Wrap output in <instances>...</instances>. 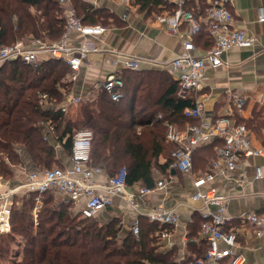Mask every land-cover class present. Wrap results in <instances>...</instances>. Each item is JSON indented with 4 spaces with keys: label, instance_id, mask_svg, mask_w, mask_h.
I'll return each instance as SVG.
<instances>
[{
    "label": "trees",
    "instance_id": "trees-1",
    "mask_svg": "<svg viewBox=\"0 0 264 264\" xmlns=\"http://www.w3.org/2000/svg\"><path fill=\"white\" fill-rule=\"evenodd\" d=\"M75 5L84 22L108 24L111 15L106 9L95 8L81 0ZM187 6L191 7L188 3ZM206 8L196 12L202 13ZM64 27V7L59 0H0V44L30 36L56 40L63 34ZM205 29L203 27L202 31ZM70 70L65 61L57 58L39 67L20 59L3 64L0 71V175L13 178L14 170L24 165L21 151L35 169L62 166L56 147L44 129L43 124L51 122L55 128L53 139L68 154L72 152L75 131L90 128L94 132L93 164L102 166L110 177L122 167L126 168L128 186L142 182L146 187H154L156 168L169 174L173 160L168 157L160 163L161 154L169 155L177 145L167 140L169 125H182L185 119H191L184 115V109L192 106L193 97L180 96L179 83L174 82L166 89L160 106L136 108V94L130 88L131 75L125 73L122 74L123 98L114 101L101 89L95 99L81 103L82 116L73 120L58 108L64 97L62 88L70 87V82L64 81ZM41 93L49 94L56 107L41 105ZM222 143V139L217 138L195 148L193 156L197 164L206 165L214 155V147ZM35 196L36 193H31L15 197L11 231L0 233V259L10 258V264H145L147 261L184 264L205 256L208 248V242L203 239L204 250L179 263L175 260V249L161 250L156 235L170 226L142 217L139 234L132 229L122 234L117 218L102 222L97 216L75 213L73 203L56 198L53 191L42 194L43 205L35 217ZM202 221V214L196 217L192 233L197 230L199 233ZM17 236L22 238L19 258H13L10 247L11 243L18 242Z\"/></svg>",
    "mask_w": 264,
    "mask_h": 264
},
{
    "label": "crops",
    "instance_id": "crops-1",
    "mask_svg": "<svg viewBox=\"0 0 264 264\" xmlns=\"http://www.w3.org/2000/svg\"><path fill=\"white\" fill-rule=\"evenodd\" d=\"M76 1L71 0L68 4H61L64 7V13L70 5H73L79 13L75 5ZM81 1L95 8L106 9L111 16L108 24L100 23L106 28L101 34L84 37L80 33H73L79 42L89 38L98 42L103 50L89 53L87 60L77 73V78L70 82L69 89L62 88L64 97L60 104L67 102L71 97H80L81 103L88 99H95L99 93L97 84L109 74L128 73L131 75V91L133 88L136 94V108L160 106V100L166 89L172 83H178V74L172 71L170 61L183 52V41L188 37V28L182 25L181 35H172L168 31L167 23L161 21L159 16L173 13L179 2L177 0ZM213 1L188 0L187 3L200 11L202 7L210 6ZM224 1L234 13L232 26L245 29L252 38V44L232 47L223 54L221 66L208 67L201 87L194 96L202 98L205 103L204 120L211 121L219 115H231L236 121L247 124L254 145L264 144V22L258 20V9L264 6V0ZM199 14L203 16L205 11ZM194 42L196 44L194 53L202 56L210 49L213 41L205 29L194 36ZM111 49L116 50L120 55L111 53L109 51ZM131 58L136 60L137 66L126 64V60ZM233 93L244 97L241 109ZM81 103L71 104L69 111L64 113L65 117L73 120L80 119L81 112L77 113L75 108ZM196 122H198L197 119H185L182 125H172L178 131L186 133L188 125ZM43 125L49 140L56 147L61 165H70L71 154H68L62 145L53 139L54 135L48 132L51 122H45ZM169 141L175 142L176 147L179 145L178 141ZM210 142L212 140L197 147ZM171 153L172 150L169 155L161 154L159 162L164 163L168 157L171 158ZM21 154L24 165L14 170L12 179L5 180L0 175V188L17 185L23 180L26 171L35 170V166L28 157L22 151ZM216 156L217 146L214 147V155L206 165L202 162L197 164L193 156L194 171L191 173L171 167V169L168 168L169 174H165L156 168L157 182L163 180L164 187L142 193L140 190L145 187L142 182L129 185L127 192L136 195L138 206H133L125 195H115L113 205L99 212L100 219L107 222L117 218L124 234L132 229L136 219L140 220L142 217L149 219L147 216L149 210L158 206L174 208L179 220L175 225L170 226L169 235L163 236L161 231L156 232L161 250L167 251L174 248L175 260L179 263L188 256L199 254L204 250L201 242L204 240L200 231L192 232L195 229L196 217L201 216L202 209L207 208L204 207L203 201L192 197L196 191L193 178L195 172L209 169ZM257 166L262 167L261 177L255 176ZM242 170L244 178L240 177L236 171L219 172L205 185L216 187L221 194L228 197L227 212L231 215L232 222L227 229L241 225V216L246 213L264 212V156L251 155L243 158ZM110 178L104 168L102 172L95 175L100 190L103 191ZM19 196L23 195L19 194ZM75 206L80 209L79 205ZM209 208L215 209L216 206L211 205ZM254 228V225L242 228L238 249L245 255V264H264V234L258 236ZM192 242L194 245L191 244Z\"/></svg>",
    "mask_w": 264,
    "mask_h": 264
},
{
    "label": "built area",
    "instance_id": "built-area-1",
    "mask_svg": "<svg viewBox=\"0 0 264 264\" xmlns=\"http://www.w3.org/2000/svg\"><path fill=\"white\" fill-rule=\"evenodd\" d=\"M71 0H59L60 4H68ZM178 6L171 14L160 15L159 19L168 25V31L172 35H181L182 25H186L188 37L183 41L184 50L170 61L172 71L178 74V94L180 96L191 95L192 106L184 109V115L197 119L198 122L188 125L186 133L178 131L172 124L169 125L167 138L178 141V146L172 150L171 167L183 172L194 171V149L210 140L222 139V144L217 146V156L212 161L209 169L195 172L193 194L195 200L204 203L202 209L203 221L200 235L208 242L205 256L186 261L184 264H245L246 258L238 247L239 236L242 228L254 225V231L258 236L264 234V212L251 211L241 216V225L227 227L232 222L231 215L227 212L228 197L221 194L214 186H205L214 179L219 172L236 171L244 178L242 170L243 158L251 155L264 156V144L254 145L251 140L250 129L245 122L236 121L231 115H219L211 121L203 119L205 103L194 93L200 89L208 67L217 68L223 64V54L235 46H249L252 38L245 29L232 26L234 13L224 0H214L205 10L202 16L195 8L188 7V0H177ZM65 27L63 34L56 40L30 36L18 39L14 43L0 44V71L4 63L13 59H20L24 63L39 67L50 59L65 61L71 70L64 77V81L71 82L77 78L81 65L87 60L89 53L103 50L96 41L85 38L81 42L76 40L73 33H80L84 37L101 34L105 31L104 25L91 24L83 21L77 9L70 5L65 9ZM258 20L264 22V6L258 9ZM205 27L212 37V46L206 54L200 56L194 53L196 44L194 36ZM118 54L116 50H109ZM128 66H137L135 59L126 60ZM125 81L120 73H111L103 81L97 84V90H105L110 98L119 101L124 96ZM239 109L243 106L244 97L233 93ZM80 97H71L67 102L59 104L58 108L64 113L69 111L73 103H81ZM40 103L45 107H56L52 97L47 93L40 94ZM48 132L53 135L54 126L49 127ZM48 136V134L46 133ZM94 132L90 128H81L75 131L72 142L71 164L56 166L53 168L35 169L26 171L25 176L17 185L0 188V233L11 230V213L14 198L19 194L27 195L36 193L34 215L43 205L42 194L53 191L62 199L80 206V212L85 217H95L102 210L114 203L115 195H125L127 199L137 207V197L128 193L126 168L122 167L109 179V183L100 190L95 175L103 171V167L93 164L91 161ZM21 150V149H20ZM261 166L256 167V177H261ZM165 186L163 180H159L154 187L141 188L142 193L151 192ZM215 205V209H210ZM150 221L161 225L172 226L178 220V214L174 208L164 206L155 207L147 212ZM135 234L140 233V220L136 219L132 225ZM170 228L161 231V235H169ZM145 264H154L147 261Z\"/></svg>",
    "mask_w": 264,
    "mask_h": 264
},
{
    "label": "rangeland",
    "instance_id": "rangeland-1",
    "mask_svg": "<svg viewBox=\"0 0 264 264\" xmlns=\"http://www.w3.org/2000/svg\"><path fill=\"white\" fill-rule=\"evenodd\" d=\"M75 111H77V113H78V111H80V106L79 107H77V108H75ZM76 115V114H75ZM78 115V114H77ZM76 115V116H77ZM56 167V166H55ZM5 180H6V178H5ZM57 197L56 198H58V199H62V197L60 196V195H56ZM14 203H15V198H14ZM72 210H73V212H75V213H80V211H79V209L74 205V204H72ZM98 217V220H101L100 219V216L98 215L97 216ZM102 221V220H101ZM102 222H106V221H102ZM11 231V230H10ZM17 240H18V242H13V243H11V247H10V257H13V258H15V257H18L19 258V256H18V253H19V249H20V245H21V237L20 236H17V238H16ZM10 259V258H9ZM9 259L7 258V259H0V264H10V261H9Z\"/></svg>",
    "mask_w": 264,
    "mask_h": 264
}]
</instances>
